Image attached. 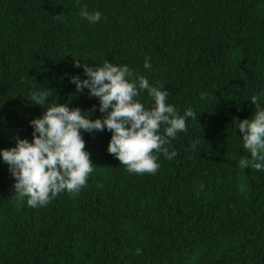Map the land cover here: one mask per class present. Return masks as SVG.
Wrapping results in <instances>:
<instances>
[{
  "label": "trees",
  "instance_id": "obj_1",
  "mask_svg": "<svg viewBox=\"0 0 264 264\" xmlns=\"http://www.w3.org/2000/svg\"><path fill=\"white\" fill-rule=\"evenodd\" d=\"M83 5L101 20L81 17ZM76 59L162 81L168 103L197 121L155 174L128 173L107 129L82 131L86 186L43 207L17 198L0 157V264H264V171L240 166L251 157L238 128L252 96L264 107V0H0V148L31 142L45 110L29 101L35 90L52 93L45 107L105 115L70 82L86 78ZM138 99L152 103L146 91Z\"/></svg>",
  "mask_w": 264,
  "mask_h": 264
},
{
  "label": "clouds",
  "instance_id": "obj_2",
  "mask_svg": "<svg viewBox=\"0 0 264 264\" xmlns=\"http://www.w3.org/2000/svg\"><path fill=\"white\" fill-rule=\"evenodd\" d=\"M79 2L76 0L77 5ZM80 15L91 23L101 20V13L89 12L87 5L81 7ZM74 67H82L86 76L71 77L76 92L86 88L90 97L99 99V111L105 115L89 118L95 106L82 110L56 102L45 107L52 93L35 90L29 94V101L45 110L42 116L30 121L31 142L17 137L15 146L0 148V157L15 178L14 192L21 201L27 198L29 207L46 206L63 192L75 196L86 186L94 169L82 131L107 129L111 132L107 151L128 173L155 174L160 168V155L168 160L177 155L174 149L170 151V141L187 131V118L197 121L198 114L191 108L180 115L168 103L169 92L162 81L150 83L146 76L126 64L117 66L105 59L102 65L91 66L76 59ZM143 67L152 70L148 57ZM145 91L152 101L148 106L138 99ZM250 101L255 112L250 118L238 120V128L251 159L242 158L239 164L242 168L251 166L264 171V107L259 96H252ZM195 147L194 141L193 150Z\"/></svg>",
  "mask_w": 264,
  "mask_h": 264
}]
</instances>
